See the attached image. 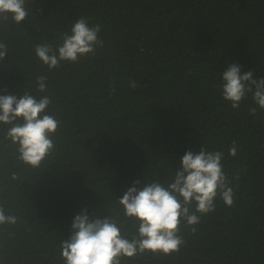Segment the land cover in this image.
Instances as JSON below:
<instances>
[{
    "label": "trees",
    "instance_id": "obj_1",
    "mask_svg": "<svg viewBox=\"0 0 264 264\" xmlns=\"http://www.w3.org/2000/svg\"><path fill=\"white\" fill-rule=\"evenodd\" d=\"M28 8L19 25L0 23L10 49L0 95H36L44 75L48 92L39 95H49L61 125L37 170L17 161L0 128V199L20 217L0 229V264H63L59 246L79 211L122 219L115 200L135 180L166 183L185 152L202 146L224 153L234 205L217 198L195 233L182 223L178 254L124 264H264V110L251 93L232 109L219 87L231 62L264 78V0H29ZM81 17L101 25L103 48L49 71L35 45L60 44Z\"/></svg>",
    "mask_w": 264,
    "mask_h": 264
},
{
    "label": "clouds",
    "instance_id": "obj_2",
    "mask_svg": "<svg viewBox=\"0 0 264 264\" xmlns=\"http://www.w3.org/2000/svg\"><path fill=\"white\" fill-rule=\"evenodd\" d=\"M28 3L29 0H0V23L11 20L19 25L25 21L31 14ZM100 32L101 25L90 26L87 18L81 17L72 25L70 34L61 37L60 44L35 45V55L49 71L60 68L63 62L79 63L80 59L95 55L97 48H103ZM9 52L8 45L0 41V62ZM46 81L44 75L36 77V95L30 90H24L20 97L0 95L4 140L15 146L16 159L26 169H40L56 147L54 136L61 121L48 111L52 104L49 95H39L48 92ZM130 87L135 89L138 85L130 81ZM219 87L232 109H239L251 93L253 101L264 110V78H254L251 69L242 70L239 63L231 62L222 73ZM237 153L238 146L233 142L228 155L235 157ZM223 160L221 151H208L202 146L196 153L189 148L171 180L141 184L137 179L115 200L122 210V219L121 214L100 215L82 209L74 216L70 235L59 246L63 264H124L126 259L146 253L178 254L185 243L180 235L182 223L195 233L201 218L216 210L217 198L228 207L234 205L235 191ZM17 178L13 172L11 179ZM129 222L133 228L127 227ZM19 223L20 217L0 199V229Z\"/></svg>",
    "mask_w": 264,
    "mask_h": 264
}]
</instances>
